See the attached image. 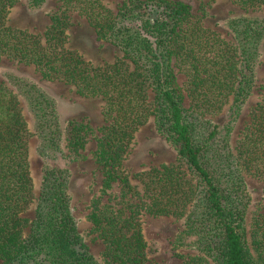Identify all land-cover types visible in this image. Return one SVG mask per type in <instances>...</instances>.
I'll return each instance as SVG.
<instances>
[{
	"label": "trees",
	"instance_id": "16d2710c",
	"mask_svg": "<svg viewBox=\"0 0 264 264\" xmlns=\"http://www.w3.org/2000/svg\"><path fill=\"white\" fill-rule=\"evenodd\" d=\"M17 2L0 0V57L32 65L45 79L74 86L83 97L103 99L106 125L96 151V160L105 171L103 186L111 188L120 180L128 192L132 190L122 164L136 132L154 116L159 134L197 180L192 191L180 165L154 169L144 177L151 214L179 217L192 203L177 242L195 236L192 243L199 254L188 257L184 264L264 263V218L248 231L240 164L229 160L228 151L224 153L227 161L220 160L224 156L214 154L213 148L209 154L228 172L222 171L218 177L215 166L204 163L209 146L197 132L200 118L189 116L185 109L173 69L186 70L195 112H219L232 100L226 133L214 126L205 138L218 139L221 147L254 90L264 18L230 19L235 42L228 45L192 22L191 6L181 1L124 0L113 15L103 0H61L44 35H37L8 25ZM45 2L29 0L28 6L36 10ZM235 2L244 9L264 7V0ZM72 14L85 18L97 38L119 47L123 56L95 66L68 48ZM10 79L14 88L0 83V264H98L79 234L63 170L45 171L31 233L23 239L27 220L22 215L35 199L30 138L38 137L42 158L67 148L80 159L94 132L82 122L64 123L58 103L36 83L21 77ZM22 103L34 118V134ZM245 141L246 159L264 166V96ZM189 191L196 193L193 199ZM143 204H136L137 209ZM136 210L124 217L120 210L112 216L103 211L89 216L106 244L110 264H151Z\"/></svg>",
	"mask_w": 264,
	"mask_h": 264
},
{
	"label": "rangeland",
	"instance_id": "374dc122",
	"mask_svg": "<svg viewBox=\"0 0 264 264\" xmlns=\"http://www.w3.org/2000/svg\"><path fill=\"white\" fill-rule=\"evenodd\" d=\"M181 1L191 6V21L199 25L218 39L228 45L235 42L228 21L237 17L264 18V7L244 9L235 0H171ZM124 0H103V3L112 11L113 15L119 12ZM29 0H18L8 16V25L26 30L37 35H44L51 24V17L61 6V0H46L45 4L36 10L28 6ZM206 34L207 36L210 35ZM69 39L67 47L77 51L87 61L95 66L114 62L123 56L121 49L111 43L102 42L97 38L96 32L87 20L77 14L71 15V27L68 31ZM212 37V36H211ZM175 85L178 92L183 96V105L189 116L200 118L197 125L198 134L202 133L204 145H208V153L204 163L213 164L214 171L221 177L222 171H227L224 164H219L214 154L230 152L229 160L238 161L239 174L244 183L243 205L245 206V224L248 231L252 229L258 220L264 218V166L254 161L250 163L244 154L245 138L251 128L254 113L258 103L264 96V41L260 49V58L255 66V87L252 95L243 105L240 115L229 129V137L220 145L216 140L205 139L212 132L214 126L224 135L226 126L230 121V107L232 100L219 112H195V102L188 89V76L182 67H174ZM21 77L36 83L47 92L56 104L58 103L62 121L64 123L77 121L82 122L93 129L88 137L87 144L81 152L83 157L76 159L70 155L67 148L63 152L53 153L50 157L42 158L39 153V139L34 135L29 140V162L31 175L34 183L35 199L29 209L22 215L27 223L23 229V239L31 233L32 222L36 217L39 196L43 189L44 174L47 169L63 170L68 177V192L71 199L73 217L77 223L79 234L87 247L89 254L98 264H110L106 256L107 247L95 229L89 216L92 212L103 211L105 215L112 216L119 210L122 217L130 215L137 209L136 204H143L137 218L140 220L142 233L150 249L149 260L151 264H184L190 256L199 254L194 248L195 236H186L182 244L177 238L185 229L191 204H188L182 216L153 215L148 210L150 194L144 180L146 173L164 166L172 167L180 165V169L186 174L190 184L195 188L197 180L190 174L186 165H181L177 152L157 131L155 117L141 127L135 134L130 151L122 164L131 191L120 181L113 182L111 188L103 186L105 171L103 166L96 160L99 138L102 136L101 129L106 125L101 97L86 98L81 96L74 86L65 83L45 79L42 74L32 65L13 61L7 57H0V83L14 88L10 78ZM150 100H154L153 92L149 94ZM24 106L25 104L22 103ZM24 114L27 123L34 130V118L24 106ZM210 121V124L207 122ZM65 145V143H63ZM212 146V147H211ZM218 151H217V150ZM208 156L210 158H208ZM208 158V159H207ZM224 162L227 158H219ZM208 165V166H209ZM223 167V168H220ZM213 167H211V170ZM148 179V178H147ZM150 187L149 184H147ZM193 199L195 194L188 192ZM184 243V244H183ZM264 264V263H262Z\"/></svg>",
	"mask_w": 264,
	"mask_h": 264
}]
</instances>
